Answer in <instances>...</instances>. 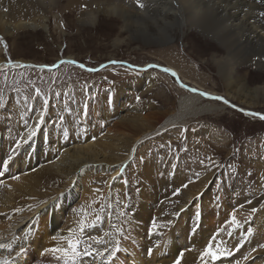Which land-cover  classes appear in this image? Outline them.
<instances>
[{
  "label": "bare ground",
  "instance_id": "6f19581e",
  "mask_svg": "<svg viewBox=\"0 0 264 264\" xmlns=\"http://www.w3.org/2000/svg\"><path fill=\"white\" fill-rule=\"evenodd\" d=\"M139 3L143 7L138 6L137 0H0V30L7 35L22 29L46 30V11L52 9H75L79 11L77 21L90 27L97 28L102 22L118 25L120 32L114 47L125 43L124 34H134L141 43L147 42V36L152 37L153 43H170L175 40L172 27L184 26L186 45L192 48L199 45L196 51L199 55L212 52L226 88L223 97L197 84L190 87L181 82L188 93H183L178 101L163 94L159 102L149 99L144 105L147 115L127 124L116 120L121 116L116 103L104 102L113 97V90L101 91L91 109L80 108L79 114L86 119L82 123L87 124V114L93 111V125L100 130L101 123L104 124L106 134L97 143L89 142L92 134L74 140L66 138V134L74 137L76 133L66 111L60 114L66 119L49 127L45 120L47 105L41 104L38 110L34 106L27 108L25 114L19 110V116L5 121L2 112L5 104L0 103V243L10 245L0 249V262L62 264L55 258L58 254L45 249L67 247L60 237L67 236L70 229L79 235L80 222L85 220L82 239L91 245L93 254L82 256L78 264H175L177 259L180 264H205V260L214 264L225 263L228 253L235 261L232 264H264L261 247L264 209L258 211L255 234L242 236L231 232L235 223L216 220V206L204 191L210 174L196 183L189 181L194 177L192 168H184L172 150L166 151L165 157L157 161L148 159L141 166L142 176L136 187H128L125 172L137 145L148 136L168 130L180 135L196 118L210 111L218 116L231 105L211 97L256 104L259 95L248 88L251 85L243 71L247 67L264 70V0H139ZM59 16L63 19L58 24L65 19L63 14ZM201 36L206 41L200 43ZM174 50L173 45L163 52L178 56ZM6 64L0 58V68H6ZM168 67L179 78L175 64L169 63ZM146 75L148 87L141 88V93L147 94L156 88L152 87L156 80L149 72ZM258 87L264 89V84ZM206 100L212 102L204 103ZM52 158L54 161L48 163ZM35 167L45 172L23 175ZM15 175L17 180L10 179ZM100 178L104 180L108 200L102 214L97 212L101 206L98 198L102 196L97 182ZM175 181L186 182L187 187H182L180 197L173 198L169 185ZM157 206L159 219L153 221L151 209ZM154 222L156 229L152 228ZM89 237H99L104 242L94 243ZM210 243L214 251L224 250L225 255L215 261L202 258L201 253ZM21 247L25 251L17 255ZM83 247L82 244L81 250ZM116 248L119 251L112 256ZM99 252L104 255H98Z\"/></svg>",
  "mask_w": 264,
  "mask_h": 264
},
{
  "label": "rangeland",
  "instance_id": "374dc122",
  "mask_svg": "<svg viewBox=\"0 0 264 264\" xmlns=\"http://www.w3.org/2000/svg\"><path fill=\"white\" fill-rule=\"evenodd\" d=\"M60 13L65 19L58 24ZM78 13L75 9L47 10L46 30L22 29L8 35L0 30V58L8 62L6 68H0V103L5 104L2 111L5 121L13 120L14 115L19 116V110L25 114L27 108L34 106L38 110L41 104L47 105L45 120L49 127L66 119L63 114V117L60 115L66 111L70 115L68 122L76 128L75 136L66 134V138L74 140L80 135L92 134L89 142L97 143L106 134L104 124L101 123L100 131L92 123L93 111L87 114V124L82 123L86 119L79 114L80 108L89 106L91 109L92 102L97 100L95 96L101 91L113 90V97L106 98L104 102L116 103L122 116L116 120L126 124L147 115L144 105L151 101L149 99L159 102L163 94L178 101L183 93H188L181 82L190 87L197 84L225 97L224 80L212 60V52L199 55L196 52L199 45L188 47L183 39L184 26L172 27L175 29V40L170 43H153L150 36L146 37L147 42L141 43L134 34H124L125 43L114 47L113 42L120 32L118 25L106 22L97 28L83 25L77 21ZM204 41L205 37L201 36L200 43ZM173 45L178 56H171L174 52H163ZM169 63L175 64L179 78L171 74ZM148 72L156 80V85L152 86L156 88L150 93H141V88L148 87ZM243 74L250 82L251 87L248 88L259 95L255 105L227 98L231 105L220 115L215 116L210 111L190 122L180 135L168 130L148 136L137 145L125 172L128 187H136L142 176L141 166L148 159L157 161L165 157L166 151L172 150L173 156L180 158L184 168H192L194 177L189 181L196 183L210 174L204 191L216 206V220L231 222L234 216L235 229L231 232L249 236L256 233L257 216L264 209V119L260 118V113L264 114V89L258 87L264 84V70L247 67ZM186 80L190 82L186 83ZM218 103L222 104L221 101ZM247 109L252 112H247ZM54 148L52 146L51 150ZM52 161L53 158L48 163ZM42 171L45 172L35 167L24 171L23 175L35 176ZM171 173L176 177V173ZM17 175L10 179L17 180ZM176 181L168 186L172 197H180L182 187L186 185V182L179 184ZM97 182L101 187L99 195H102L98 198L101 206L97 212L102 214L106 212L108 200L103 178ZM84 200L88 198L84 197ZM155 208L151 209L153 221L159 219V207ZM225 257V263L219 261L214 264L235 263L232 254L228 253Z\"/></svg>",
  "mask_w": 264,
  "mask_h": 264
},
{
  "label": "snow or ice",
  "instance_id": "6c2138e0",
  "mask_svg": "<svg viewBox=\"0 0 264 264\" xmlns=\"http://www.w3.org/2000/svg\"><path fill=\"white\" fill-rule=\"evenodd\" d=\"M137 4L139 7H143V4H140L139 0H137ZM165 71H168V69H165ZM173 75H175V73H173ZM201 94L207 95L206 93H201ZM211 98L216 99V100H223V102L225 104H229V101H227L223 97H211ZM137 99H139V98H137ZM232 107H235V105H232ZM246 114L247 115H253V116L260 115L258 113H246ZM260 118L264 119V115H260ZM184 187H187V185H184ZM177 192H179V190H177ZM253 211H255V209ZM97 219H99V218L97 217ZM86 223L87 222L85 220H81L80 227H79V233H80L79 235L77 234L76 230L70 229L67 236H61L60 237L61 240L66 241L67 247H63V248L56 247V248L45 249V252L58 254L55 256V258L57 260L62 261V264H78V261L81 259L82 256H91L93 254L92 251L90 250L91 245L86 244L85 241L82 239V234L84 232ZM231 223H236L234 216L232 218ZM92 226L95 227L94 224ZM152 228L153 229L157 228V225L155 224V222L153 223ZM88 239H90L94 243H103L104 242L103 239L99 238V237H89ZM82 244L84 245L83 250H81ZM7 247H10V245H5V244L0 243V249L7 248ZM261 247H264V245H262ZM24 251H25V249L23 247H21L19 252L17 253V255L23 254ZM118 251H119V248H116L112 252L111 255L114 256L115 253ZM149 252H151V250H149ZM98 255L103 256L104 253L99 252ZM182 255L183 254L181 253V256ZM222 255H225V251L224 250L214 251L211 243L201 253L202 258L210 257L213 261L219 259L220 256H222ZM0 264H7V261L0 262ZM175 264H180V260L177 259ZM205 264H207L206 260H205Z\"/></svg>",
  "mask_w": 264,
  "mask_h": 264
}]
</instances>
